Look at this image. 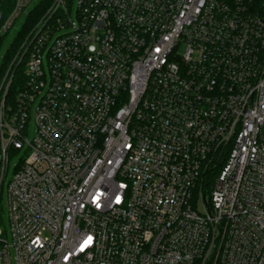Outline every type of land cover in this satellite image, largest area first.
I'll list each match as a JSON object with an SVG mask.
<instances>
[{"label":"built area","instance_id":"2783aa9c","mask_svg":"<svg viewBox=\"0 0 264 264\" xmlns=\"http://www.w3.org/2000/svg\"><path fill=\"white\" fill-rule=\"evenodd\" d=\"M258 2L0 0V264H264Z\"/></svg>","mask_w":264,"mask_h":264},{"label":"trees","instance_id":"16d2710c","mask_svg":"<svg viewBox=\"0 0 264 264\" xmlns=\"http://www.w3.org/2000/svg\"><path fill=\"white\" fill-rule=\"evenodd\" d=\"M256 11H258V13H261L262 15H264V0H259L258 4H256L255 6ZM44 8L42 7V9L39 10V12H43ZM39 16V13H36L35 16H31L29 17V22L25 25V27L14 37L11 46L7 47V51H6V55H5V64H8L12 57H13V53H15V51H17L19 45L21 44L23 38L25 37L26 33H27V28L29 27V24L33 23L35 21V19H37V17ZM3 218L2 214H1V209H0V219Z\"/></svg>","mask_w":264,"mask_h":264},{"label":"rangeland","instance_id":"374dc122","mask_svg":"<svg viewBox=\"0 0 264 264\" xmlns=\"http://www.w3.org/2000/svg\"><path fill=\"white\" fill-rule=\"evenodd\" d=\"M75 2H76V0H72V5L73 6L75 5ZM12 35L13 34H11L9 36V38L5 41L4 46L1 49L0 55L3 56L4 58H5V55H6V53H5L6 48H4V47H7L9 45V43L11 42V39H12ZM0 65H1V60H0ZM19 160H20V155L19 154L12 156L11 163H10V167L11 168H10V171H9V175H8L7 181H9L13 177V166H14V164L18 163ZM0 161H1V158H0ZM1 198H2L1 204H0L1 214H2V216L4 218V220L7 221V207H8L7 204H8V200H7V187L6 186L4 187V190H3Z\"/></svg>","mask_w":264,"mask_h":264}]
</instances>
